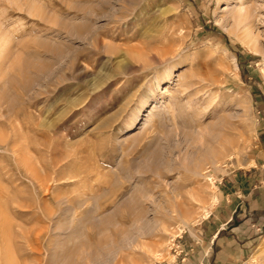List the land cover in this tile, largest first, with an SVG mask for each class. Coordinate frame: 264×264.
<instances>
[{
	"label": "rangeland",
	"instance_id": "374dc122",
	"mask_svg": "<svg viewBox=\"0 0 264 264\" xmlns=\"http://www.w3.org/2000/svg\"><path fill=\"white\" fill-rule=\"evenodd\" d=\"M238 187L264 194V0H0V264H166ZM236 219L264 264V210Z\"/></svg>",
	"mask_w": 264,
	"mask_h": 264
},
{
	"label": "crops",
	"instance_id": "0c3cea01",
	"mask_svg": "<svg viewBox=\"0 0 264 264\" xmlns=\"http://www.w3.org/2000/svg\"><path fill=\"white\" fill-rule=\"evenodd\" d=\"M247 185H244V188ZM238 187L235 194L240 198L250 199L246 209L264 210V194H252L248 188ZM239 202V201H238ZM237 203L228 215L213 216L210 219L205 217L195 230L190 233L193 242L183 239V235H176V253L173 254L174 260L166 264H239L241 258L246 254L245 250L239 245L253 242V227L250 226L252 220L238 218L240 211L244 207ZM240 208V209H239ZM220 210V209H219ZM231 210V209H229ZM217 211V209L215 210ZM220 212V211H218ZM245 212V210H244ZM226 218L227 220H224ZM225 224H229L226 225ZM242 235V236H241Z\"/></svg>",
	"mask_w": 264,
	"mask_h": 264
},
{
	"label": "bare ground",
	"instance_id": "6f19581e",
	"mask_svg": "<svg viewBox=\"0 0 264 264\" xmlns=\"http://www.w3.org/2000/svg\"><path fill=\"white\" fill-rule=\"evenodd\" d=\"M239 1H242V0H239ZM247 17H248V9L247 8H245V12L244 13L237 12V14L235 15V18L238 21V23L243 22L244 20H246ZM78 69H79L78 73H83V72L86 71L85 69H83L81 67V65H78ZM159 258H161V257H159Z\"/></svg>",
	"mask_w": 264,
	"mask_h": 264
}]
</instances>
